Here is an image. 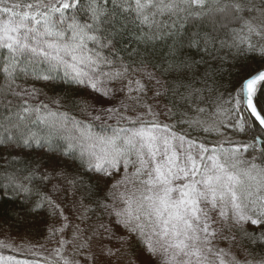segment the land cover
<instances>
[{
  "label": "snow or ice",
  "instance_id": "snow-or-ice-1",
  "mask_svg": "<svg viewBox=\"0 0 264 264\" xmlns=\"http://www.w3.org/2000/svg\"><path fill=\"white\" fill-rule=\"evenodd\" d=\"M221 32L229 39H220ZM126 35L136 44L125 48L127 60L116 47ZM164 39H172L173 44L167 66L161 68L152 62L154 49L149 46ZM185 39L188 48L204 54L218 50L217 45L227 48L239 65L227 99L218 95L210 105L212 111L198 106L204 98L202 89L180 80L169 90L157 75L156 69L186 73L198 63L178 59L177 45L183 48ZM250 56L264 60V0H0V76L4 79L0 145H47L63 157L79 160L94 174L95 183L75 208L78 219H89L92 209L84 202L87 199L115 217L127 232L117 237L120 248L99 240L95 252L93 238L104 235L96 228L86 235L87 229L76 224L72 239L66 240L65 229L72 225L65 210L42 194L41 202L29 211L36 213L46 205L50 216L63 221L48 228L50 238L59 234L58 246L52 250L57 259L48 264H81L80 259L64 255L65 245L84 264H113V259L124 264H252L238 260L231 251L240 248L234 228L241 229L252 245L264 244V231L256 235L244 230L248 222L264 225V69L248 73ZM21 77L75 85L86 95L73 98L71 104L90 121H100L105 130L95 132L89 120L54 111L43 100L34 103L42 90L18 85ZM110 83L119 87H109ZM169 91L177 110L167 105L154 110ZM117 93L123 95L118 105ZM48 99L62 106L60 97ZM181 106L196 112V117L180 111ZM205 113L208 119H200ZM177 115V124L161 120ZM105 117L116 125L104 123ZM37 125L45 130L43 134L33 130ZM177 125H187L205 137L231 132L251 139L209 142L177 130ZM246 154L250 158H244ZM56 174L68 184H84L82 177L69 180L63 170ZM35 175L32 172L24 179L30 182ZM7 179L16 192H31L14 175ZM102 191L103 200L99 199ZM109 198L111 203L104 202ZM98 228L109 237L114 234L103 224ZM133 239L135 259L128 253ZM222 242H228L229 248L219 247ZM0 247L12 248V244L0 241Z\"/></svg>",
  "mask_w": 264,
  "mask_h": 264
},
{
  "label": "trees",
  "instance_id": "trees-1",
  "mask_svg": "<svg viewBox=\"0 0 264 264\" xmlns=\"http://www.w3.org/2000/svg\"><path fill=\"white\" fill-rule=\"evenodd\" d=\"M15 2V0H14ZM22 2L27 3L30 0H22ZM220 39H229L226 32L220 33ZM173 44L172 39L156 40L152 45L149 46L150 50L154 49V54L151 57V60L154 64L161 65V68L167 66V60L169 57L167 53L169 52V47ZM91 46V45H90ZM119 55L124 57L125 60L128 59L125 48L129 50L132 47H136L134 41L131 40V37L125 36L119 43L116 45ZM218 50H210V54H204L196 51L195 49H190L187 47V41H184V47L180 48L177 45L178 50V59L184 60L185 58L196 61L191 70L186 73H177V72H168L164 73L161 69H156L157 75L161 78L162 81L166 82V86L171 90L176 83H179L180 80H183L186 84H191L194 88L203 90V100L199 102V107H206L209 111H212L210 105L216 101L218 95H223L224 99H227L228 91L233 87V84L236 80V68L239 66L234 63L232 55L229 52V49L223 48ZM107 54V53H106ZM261 68H264V60H261L259 57L250 56L246 61V70L248 73H253ZM207 74V75H206ZM211 88L212 91L209 92L208 89ZM184 91V89H181ZM60 96L66 98L71 103V100L79 94L77 91H74V88L71 85L67 84H58L55 88ZM162 101L168 106L172 107L173 111L177 109L173 107V96L171 91L168 95L161 98ZM52 108V107H51ZM52 110L70 112L73 114L70 109L63 108H52ZM180 111H188L189 116L192 118L196 117V112L187 109L186 107L181 106ZM4 112L3 105H0V113ZM77 117V116H76ZM81 120V118L77 117ZM180 119V116L177 115L171 119L162 120L164 123L168 124H177V120ZM200 119H208L207 113L201 114ZM210 122V121H209ZM115 126L114 124H110ZM102 129L100 125H94ZM34 131H40L41 134L45 131L40 125H37L33 128ZM105 130V129H102ZM177 130H186L193 137H199L201 140L205 138L209 142L224 141L226 139H231L234 141H248L251 137H245L241 135H236L231 132H226L225 136H216L208 135L205 137V134L194 131L188 128L187 125H177ZM57 144H63L62 141L57 140ZM23 155H17L6 150L3 151V147L0 145V222L3 224H8L9 230L15 232L16 234H24L27 231L37 232L41 231L42 221L44 220V209L46 205L39 209L36 213L29 211V208L34 207L35 204L40 203V196L43 191V177L44 172L42 165L44 162L56 161V158H59V155L63 157L59 150L53 152L48 148L47 145L43 147L37 146L36 144H31L30 146H24ZM224 147H230L228 143L224 144ZM41 151L42 154L38 157L37 152ZM49 154V155H48ZM59 154V155H58ZM53 155V156H52ZM57 155V156H56ZM246 159L250 158L245 155ZM68 159V171L67 175L70 179L73 177L83 178L84 184L74 185L77 193L81 194L83 199L85 194H90L89 186L95 183V180L90 176L85 167L81 166L79 160ZM46 164V163H44ZM64 165V164H61ZM32 172H35L36 175L32 177L31 181H27L24 178L29 176ZM15 176L20 182H23L28 185L31 189L30 193L26 192H16L12 186L8 185V177ZM102 193V192H101ZM100 195L99 199L102 200ZM85 203L94 205V212L90 211L88 213L89 219L85 220L86 222L93 223L98 216L101 208H97L94 202H90L85 199ZM93 212V214H91ZM97 217V218H96ZM27 230V231H26ZM238 238L239 244L243 247L245 252L248 255L254 256H263L264 255V244L252 245L247 238H244L242 231L239 228L233 229ZM244 230L250 233L259 235L261 231H264V225L255 226L251 225L244 227ZM7 249H0L1 253H6ZM36 253V255H33ZM13 256L19 259H26L32 262L39 261V264H48V260H56L57 258L54 255H46L41 252H13ZM47 258V259H46Z\"/></svg>",
  "mask_w": 264,
  "mask_h": 264
},
{
  "label": "rangeland",
  "instance_id": "rangeland-1",
  "mask_svg": "<svg viewBox=\"0 0 264 264\" xmlns=\"http://www.w3.org/2000/svg\"><path fill=\"white\" fill-rule=\"evenodd\" d=\"M3 84H4V79L2 76H0V86H2ZM17 84L21 85L23 88H30L32 86H35L36 88L42 90L43 95L39 96V98L36 101H34V103H38L40 100H43L44 103H49L50 107H52V108L70 109V111L73 114H75L77 117L81 118V120H89V122H92V121H90V118L81 115L79 113L78 109L74 108L73 105L69 102V100H66V98L60 96L57 92H55V88L58 86V84H64V83H61V82L46 83L43 81H34L31 77H28V78L21 77L17 80ZM71 86L74 88V91H77L79 93L74 98H78L80 96L86 95V93L84 91L78 89L75 85H71ZM109 87H119V85L118 84L113 85L110 83ZM148 95H149L150 102H152V100H151L152 93L149 92ZM56 97H60L62 99V106L50 103L48 98L54 99ZM117 97L118 98H117L115 103L118 105L119 100L123 99V95L120 93H117ZM8 99L12 100L13 97L9 94ZM0 105H2V104H0ZM165 105L166 104L162 101V99H160L158 102V106L155 107L154 110L160 111L163 109V107ZM108 106H111V105H105V107H108ZM97 107H99V105ZM126 114L131 115L132 113L129 112ZM161 120H166V119L162 116ZM92 123L94 125H100L101 126L100 121H95ZM104 123H106L108 125H110V124L116 125L115 120H108L106 117L104 118ZM93 130L95 132L102 131V129H100L98 127H94ZM1 146L3 147L2 152H6V150H7V151H9L11 153H15L19 156L23 155L22 153L24 152L23 150L25 148L24 145H22V144L19 146L11 145V144L1 145ZM37 154H38V157H40L42 152L39 151V152H37ZM44 163H46V164H44ZM44 163L42 165V169H43L44 175H48L49 179L43 180L44 185H43L42 194H47L57 204H60V206L65 210V215L69 218L68 223L70 225H72V227L65 229L64 239L71 240L72 234L74 231V226L76 224H79L81 229H87L86 235H91L92 234L91 230L93 228H96L100 232L104 233L103 237L95 236L93 238V242H92L93 243V249H92L93 252L96 251L95 243H96V241H99V240H102L103 243L110 248H113V249L120 248L121 247V241L117 237L126 236L127 232L122 226L115 223V217L109 216L107 213L104 212V210L102 208L100 209V212L98 213V215L100 214V216H98V218L96 217L97 219L93 223H89L86 221L81 222L78 219L79 213L76 212L75 208H76V206H78L79 201L81 199H83V197L81 194L77 193L78 191H76L74 185L68 184L62 176H59L56 174L57 171H61V170H63L66 174H68L67 173V171H68V169H67L68 159L66 157L62 158L59 155V158H56V161L52 160L50 162H44ZM61 164H64V165H61ZM122 172H123V169H121V173ZM88 173L94 179V174L90 171H88ZM67 177L69 180H71L68 175H67ZM115 179H117V180L120 179V174H117L115 176ZM113 182L114 181L110 180V181H108V184L111 185V183H113ZM54 186H56L58 188V190H54ZM104 191H106V189H104ZM101 196H102L101 198L103 200V196H104L103 191L101 193ZM104 202L111 203V199L109 198L108 200H106ZM93 206L94 205L90 204L92 211L94 210ZM93 212H91V214H93ZM42 216H44V218H43L44 220L42 221L43 224L41 227V231L39 233H37V232L33 233V232H29L26 230L27 232L22 234V235L18 234V233L16 234L15 232H12L11 230H9L8 224H4V223L2 224L0 222V241H4L5 243H11L12 244V248L0 247V249H7L6 253L0 252V257L4 258V261L0 262V264H16V261H28L29 264H33L32 261L22 259V258L19 259V258L14 257L13 256L14 251L15 252L21 251V252H27V253H31V252L36 251V252L45 253L48 256L54 255L52 250H53V248L58 246L57 240L59 239V234H57L56 237L50 238L48 228L53 224H55L57 227H59L60 223H62L63 221L59 217L54 218V217L50 216L47 206L45 207L44 213ZM100 224L105 225V227L107 229H109L111 231V233H114V234L111 235V237H109L108 232H105L104 229L98 228V226ZM251 225L252 224L250 222H248V223L244 224V227H248ZM233 233L236 236V233L234 230H233ZM236 238H237V236H236ZM236 243L240 246V248L243 249V247L239 244L238 238L236 240ZM219 247L227 249V248H229V244H228V242H222V243H220ZM240 248L233 247L231 249L232 254L235 255V257L238 260L243 262L245 259H247V260L251 261L252 264H260V262H264V255L263 256L248 255L245 252V250L242 252L240 250ZM136 250H137L136 241H135V239H133L132 246L128 247L129 256L132 257L133 259H135ZM81 252H83L85 256L87 255L86 250L81 249ZM64 255L68 256L70 258L80 259L81 264H84L83 258L81 256H79L78 254L74 253L72 250V247L70 245H65ZM8 257H14L15 260L9 261V260H7ZM226 259H228V258L226 257ZM113 264H124V261H116L115 259H113ZM137 264H138V262H137Z\"/></svg>",
  "mask_w": 264,
  "mask_h": 264
},
{
  "label": "water",
  "instance_id": "water-1",
  "mask_svg": "<svg viewBox=\"0 0 264 264\" xmlns=\"http://www.w3.org/2000/svg\"><path fill=\"white\" fill-rule=\"evenodd\" d=\"M261 69H264V68H261ZM261 69H260V70H261ZM258 71H259V70H258Z\"/></svg>",
  "mask_w": 264,
  "mask_h": 264
}]
</instances>
